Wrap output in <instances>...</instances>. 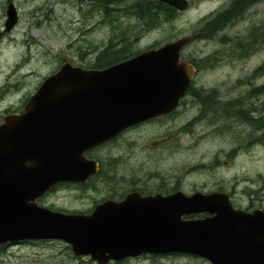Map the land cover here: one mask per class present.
<instances>
[{
  "label": "water",
  "instance_id": "1",
  "mask_svg": "<svg viewBox=\"0 0 264 264\" xmlns=\"http://www.w3.org/2000/svg\"><path fill=\"white\" fill-rule=\"evenodd\" d=\"M177 11L188 0H157ZM7 29L14 25L8 7ZM202 36H181L103 69L66 59L23 107L0 123V245L62 240L99 263L143 253H181L210 264H264V211L234 208L225 193L126 195L90 214L39 206L60 182L87 181L97 163L85 152L125 129L174 110L195 69L181 51ZM203 215L202 217H200Z\"/></svg>",
  "mask_w": 264,
  "mask_h": 264
},
{
  "label": "rangeland",
  "instance_id": "2",
  "mask_svg": "<svg viewBox=\"0 0 264 264\" xmlns=\"http://www.w3.org/2000/svg\"><path fill=\"white\" fill-rule=\"evenodd\" d=\"M137 1L140 0H124L112 8L108 5L111 11L107 15L105 9L97 7L92 0H30L31 14L23 18L11 38L0 42V84L7 82L8 85L0 107L19 105L25 95L28 98L34 94L41 81L56 71L63 58L92 68L106 46L114 50L126 46L127 52L134 53L152 45L165 44L200 30L203 18L224 11L233 0H188L186 10L176 11L173 17L147 29L125 11L128 3ZM246 1L248 7L237 21L210 37L197 39L183 50L187 57L193 56L196 60L202 57L203 62L207 56L216 54L218 62L195 76V88L217 94L223 106L236 96L238 99L235 100L242 102L241 98L249 88L264 84V69H259L264 63V38L261 36L264 32V0ZM250 32L258 33L249 38ZM240 40L254 44L249 55L240 56L238 52V57L235 56V43ZM24 56L20 63L26 62L23 72L28 75L10 84L15 82L10 78L12 67ZM13 90L17 94L12 95ZM258 99L260 101L253 98L252 102L262 103L264 93ZM185 105L179 107L171 119L124 133L113 144L93 152L92 157H97L106 172L103 174L109 179L98 176L92 184L82 187H56L42 199V205L86 210L96 200L106 195H119L132 187L155 190L176 186L191 194L221 186L230 195L234 208L264 211L263 133L253 131L238 119L225 117L217 130L208 118L194 121L183 129L184 124L196 115L195 108ZM110 162L113 165L109 167ZM0 264L90 263L75 259L69 244L53 240L0 247ZM126 264L210 263L195 256L172 254L156 261L139 259Z\"/></svg>",
  "mask_w": 264,
  "mask_h": 264
},
{
  "label": "flooded vegetation",
  "instance_id": "3",
  "mask_svg": "<svg viewBox=\"0 0 264 264\" xmlns=\"http://www.w3.org/2000/svg\"><path fill=\"white\" fill-rule=\"evenodd\" d=\"M9 6H11V8L13 9V16H14L15 23L13 26L10 27V29H7V25H6L7 19H8L7 11H8ZM30 14H31V12H30V0H0V42H3L6 38H11L12 33L21 25L23 18L27 17ZM158 46L159 45H152V46L146 47L144 50H139L138 53H141L143 51H146V50L158 47ZM105 49H108V51L111 52V51H120L122 48L114 50L111 48V46H106ZM235 52H236L235 56L237 55L236 57H238L239 51L237 48H236ZM181 57L183 59L189 61L195 69V75H194L193 81L190 85V87L193 89H196L195 88V76H197L205 67H209L210 65L214 64L215 62H218V58H217L216 54H214V53L211 54L210 56H207V58L204 59L205 60L204 62H203V60H201L202 57H200L201 59L196 60L193 56L187 57L185 54H183V52L181 53ZM24 58L25 57H20L19 62H15V65L12 67L10 78L12 81H15V82H11L10 84L17 83L18 80L24 79L28 75L26 72H23V70L25 69L24 65L26 62L20 63L21 60L23 61ZM124 59L112 62L111 64H107L106 66L101 67V68L92 67L89 69H103V68H106V67L111 66L113 64L119 63V62L123 61ZM64 60H65V58L62 59V62L59 64L56 71L63 64ZM67 61L72 66L82 67V66H80L79 63H77L75 61H69V60H67ZM202 64H203V66H202ZM190 87L188 89H190ZM14 88L18 89V86H15ZM196 90H198V89H196ZM7 92H8L7 82L1 83L0 84V98H1L0 102L4 101L5 94ZM262 93H264V92H262ZM11 94L14 95L17 93L15 90H13ZM30 96H31V94L29 95V97ZM258 96H256V97L251 96V95H249V92H247L241 98L242 102H240L239 100H235V99H238V96H236L232 101L233 102L232 103V113L234 112L235 115H233V116L231 115L232 117H230V118L238 119L242 123L248 124L253 129V131L256 130L258 132H262L263 136H264V128L263 129H260V128L255 129L251 124L248 123L249 121H245L244 119H242L239 116V111H238L240 109H242L241 112L247 111L246 115L253 117V118H259L262 115H264V101L260 104H257L256 102H252L253 98H255L256 101H260V99H258ZM29 97L27 98V96L25 95L24 98H22V101L19 105L8 104V105H4L3 107H0V123L3 121L4 117H6L8 115H21L23 113V107L27 103ZM186 102H188V103L185 105ZM183 105H185V106L190 105V107L195 108V110H196V112H195L196 115L191 120L187 121L186 124H184L183 129L188 128L189 125L192 124V122H194V121H198L199 119H205V118L207 119L208 118L210 123H212L214 125L215 130H217V129H219L217 127H218L219 123L222 121V117L227 118V116L224 115L225 110H224V106L222 105V99L220 97H217V94L209 93V92L190 93L187 90V92L185 93L183 98L180 99L178 106L174 110H172L171 112H169L165 115H162V116L154 117L152 119L138 123L132 127H129L127 129H125L124 131H122L121 133H119L115 138L110 139V140H108V141H106V142H104V143H102V144H100V145H98L92 149L87 150L85 152V157L87 159L95 161L97 163V173L89 176L87 181L84 183H81V182H60V183L55 184L53 187H51V189L49 191H47L46 193H44L43 195L38 197L37 204L39 206L46 207V206L42 205V199L44 197H46L47 194H50V192H52L54 189H56V187L58 188L59 186H62V185L82 187V186H85L88 184H92V181L95 178H97L98 176H104L105 178L109 179L106 175H104V174H106V172H104L103 166L100 164V162H98L97 157H92V153L103 148L104 146H106L108 144L109 145L113 144V142L117 141L119 139V137L121 135H123L124 133L130 132V131L135 130L137 128H140L144 125H148L150 123H156V122L161 121V120L171 119L173 117V115L177 112L178 108L183 106ZM248 107L250 109H248ZM251 107H255L256 109L251 108ZM167 145H170V144H167ZM108 165H109V167L112 166L113 162H110ZM178 190L182 191L181 189L177 188L176 186H172L171 189H164L162 187H159L155 190H147V189H144L143 187H132V188L127 189L126 191L122 192L119 195H106L105 197L93 202L91 204L90 208L86 209V210H70V209H63V208L56 209L53 206L52 207H46V208H49V209L55 210V211H61L64 213L90 214L95 209V207L97 205L103 203L104 201L111 200L114 202H121L122 200L125 199L126 195L131 194V193L137 192L141 196L155 195L158 193L161 195H168V194H171V193L178 191ZM182 192L185 193L184 191H182ZM194 192H196V191H193L192 193H194ZM202 192L206 193V194L213 193V192L227 194L226 192H224V188L221 186L216 187V189H213L211 191L207 190V191H202ZM187 195H190V194H187ZM227 195L230 197L229 194H227ZM250 209L253 210V208H250ZM250 209H248V210L246 209L245 211H251ZM52 241L53 240H25V241H20L18 243L39 244L41 242L50 243ZM14 244L17 245V243H14ZM13 245L11 244V245H8L6 247L13 246ZM1 247H3V246H1ZM69 247L71 249L70 245H69ZM71 252H72V250H71ZM72 254H73V257L75 259H78V260H81L84 262H89L90 264H126V263L131 262V261H139V259L140 260L144 259L146 261H153V260L156 261V259L162 258L164 256H171L172 255V254L143 253L140 255L129 256V257L121 258V259H110V260L106 261L105 263H99L97 260H93L91 258V256H89V255H75L73 252H72ZM188 256H190V255H188ZM196 258L201 259L200 257H196ZM204 261H206V260L204 259Z\"/></svg>",
  "mask_w": 264,
  "mask_h": 264
},
{
  "label": "trees",
  "instance_id": "4",
  "mask_svg": "<svg viewBox=\"0 0 264 264\" xmlns=\"http://www.w3.org/2000/svg\"><path fill=\"white\" fill-rule=\"evenodd\" d=\"M92 1L97 7L105 9V13H108L109 11L108 5H110V7L112 8L114 5L116 4L120 5L121 3L124 2V0H92ZM246 5H247L246 0H233L230 3L229 7L226 8L224 11L213 13L203 18L201 20L203 21V25L200 28V31L204 33L203 36L210 37L212 33L222 30L223 28L227 27L229 24H233L240 17H242V15L244 14V12L248 7V5L247 6ZM125 11L130 16L136 17L138 19V22L143 24L144 29L145 28L147 29L150 26L154 27L158 25V23L160 24L165 19L173 17L176 12V10L173 7H170L160 1H155V0H140L135 3H130V4L128 3V5L125 8ZM235 16L238 17L236 18ZM257 33L258 32H250L249 38L255 37ZM261 36L262 38H264V32L261 33ZM252 45L254 44L244 43L243 40H240L239 42L235 43V46L240 53V56L249 55L250 47H252ZM125 53L129 55H134L137 54L138 51L134 53L127 52L126 46H124L120 51L109 52L108 49H105L96 57V61L94 62L93 67L101 68L106 66L107 64H111L112 62L127 58L129 55L124 57L123 54ZM259 69L260 70L264 69V63L259 67ZM188 92L202 93L203 91L200 89L196 90L190 87V89H188ZM247 92H249V95L256 97L262 92H264V84L258 88L251 87ZM232 103L233 102H227L224 106L225 109L224 115L227 116V118H230L233 115H235L234 112L232 113ZM251 108H255V107H251ZM248 109L250 108L248 107ZM241 110L242 109L238 111H239V116L242 119H244L245 121H249L248 123L251 124L255 129L264 128V115H262L259 118H253L246 115L247 111L241 112Z\"/></svg>",
  "mask_w": 264,
  "mask_h": 264
},
{
  "label": "bare ground",
  "instance_id": "5",
  "mask_svg": "<svg viewBox=\"0 0 264 264\" xmlns=\"http://www.w3.org/2000/svg\"><path fill=\"white\" fill-rule=\"evenodd\" d=\"M108 10H109V9H108ZM108 13H110V12H108ZM108 13H107V15H109ZM238 14H239V13H238ZM238 16H239V15H238ZM238 16H237V17H238ZM235 17H236V16H235ZM237 17H236V18H237ZM158 24H159V23H158ZM102 50H103V49H102ZM23 55H24V54H21V56H23ZM24 57H25V56H24ZM21 59H22V58H21ZM21 61H22V60H21Z\"/></svg>",
  "mask_w": 264,
  "mask_h": 264
}]
</instances>
